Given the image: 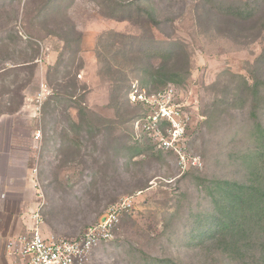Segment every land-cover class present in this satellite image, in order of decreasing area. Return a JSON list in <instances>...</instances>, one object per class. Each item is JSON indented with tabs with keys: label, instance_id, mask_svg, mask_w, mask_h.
Listing matches in <instances>:
<instances>
[{
	"label": "rangeland",
	"instance_id": "374dc122",
	"mask_svg": "<svg viewBox=\"0 0 264 264\" xmlns=\"http://www.w3.org/2000/svg\"><path fill=\"white\" fill-rule=\"evenodd\" d=\"M259 122L264 0H0V176L30 171L44 238L128 206L85 264H252L193 237Z\"/></svg>",
	"mask_w": 264,
	"mask_h": 264
},
{
	"label": "trees",
	"instance_id": "16d2710c",
	"mask_svg": "<svg viewBox=\"0 0 264 264\" xmlns=\"http://www.w3.org/2000/svg\"><path fill=\"white\" fill-rule=\"evenodd\" d=\"M255 131L263 143H259L261 147L256 157L246 168L247 178L217 183L219 194L212 199L213 210L206 217L203 232L193 240L204 244L216 243L231 258L242 256V260H246L242 253L250 252L254 258L250 257L248 261L264 264V128L260 122ZM212 185L214 187V182ZM258 245L257 259L260 261L252 252Z\"/></svg>",
	"mask_w": 264,
	"mask_h": 264
},
{
	"label": "built area",
	"instance_id": "2783aa9c",
	"mask_svg": "<svg viewBox=\"0 0 264 264\" xmlns=\"http://www.w3.org/2000/svg\"><path fill=\"white\" fill-rule=\"evenodd\" d=\"M135 96V95H134ZM141 99V95L135 96ZM170 118L166 110H160L157 118ZM128 206H111L104 218L90 227L81 236L70 239L44 238L38 230L39 215H32V226L28 235L10 243V254L19 257L24 264H85L92 251L103 242L112 239V231L119 222V214Z\"/></svg>",
	"mask_w": 264,
	"mask_h": 264
},
{
	"label": "crops",
	"instance_id": "0c3cea01",
	"mask_svg": "<svg viewBox=\"0 0 264 264\" xmlns=\"http://www.w3.org/2000/svg\"><path fill=\"white\" fill-rule=\"evenodd\" d=\"M17 139L0 138V159L5 163V169H13V150ZM24 166V165H23ZM21 165V167H23ZM23 184L16 186L11 175L0 176V264H24L19 257L10 254L8 245L23 237L33 220L30 214L36 208L35 192L30 185V171L24 166ZM30 221V222H29ZM93 252V251H92Z\"/></svg>",
	"mask_w": 264,
	"mask_h": 264
}]
</instances>
